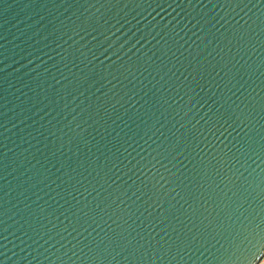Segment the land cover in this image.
<instances>
[{"label": "water", "instance_id": "1", "mask_svg": "<svg viewBox=\"0 0 264 264\" xmlns=\"http://www.w3.org/2000/svg\"><path fill=\"white\" fill-rule=\"evenodd\" d=\"M264 0H0V264H262Z\"/></svg>", "mask_w": 264, "mask_h": 264}, {"label": "bare ground", "instance_id": "2", "mask_svg": "<svg viewBox=\"0 0 264 264\" xmlns=\"http://www.w3.org/2000/svg\"><path fill=\"white\" fill-rule=\"evenodd\" d=\"M262 264H264V262Z\"/></svg>", "mask_w": 264, "mask_h": 264}]
</instances>
